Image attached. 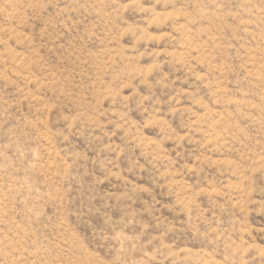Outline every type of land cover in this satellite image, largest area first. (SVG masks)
Wrapping results in <instances>:
<instances>
[{"label": "rangeland", "instance_id": "1", "mask_svg": "<svg viewBox=\"0 0 264 264\" xmlns=\"http://www.w3.org/2000/svg\"><path fill=\"white\" fill-rule=\"evenodd\" d=\"M0 264H264V0H0Z\"/></svg>", "mask_w": 264, "mask_h": 264}]
</instances>
